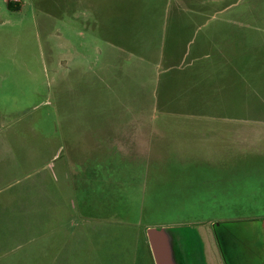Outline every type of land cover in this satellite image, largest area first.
Wrapping results in <instances>:
<instances>
[{"label": "rangeland", "instance_id": "obj_1", "mask_svg": "<svg viewBox=\"0 0 264 264\" xmlns=\"http://www.w3.org/2000/svg\"><path fill=\"white\" fill-rule=\"evenodd\" d=\"M119 117L152 144L75 186ZM217 234L264 253V0H0V264H221Z\"/></svg>", "mask_w": 264, "mask_h": 264}, {"label": "crops", "instance_id": "obj_2", "mask_svg": "<svg viewBox=\"0 0 264 264\" xmlns=\"http://www.w3.org/2000/svg\"><path fill=\"white\" fill-rule=\"evenodd\" d=\"M118 116L124 117L126 114L135 115L134 110H126L125 108L119 109ZM117 119L116 124H103L98 126H89L84 129L86 132V149L90 150L87 159H79L76 161L75 158L70 159V177L73 178L74 185L76 186L77 175H86V180L98 179L102 180L106 178V173L108 170L114 174V167L109 168L104 167L107 164L114 163L112 160L117 161L125 160V158H140L142 147H150L152 144V133L154 127L152 125L143 126L141 123L136 122L135 119L130 123H126L124 118ZM155 128H159L155 126ZM196 128V126H194ZM233 131V128H231ZM233 134V132H232ZM226 138V139H225ZM221 139V144L230 145L231 141L225 137ZM137 150L135 154L134 151ZM148 155V154H147ZM146 155H143V157ZM95 165V167H94ZM220 249V248H219ZM149 256V253H148ZM150 258V256H149ZM154 259V256H153ZM220 261L221 264H226L225 257L220 251ZM255 264H264V253H261L260 257L255 259ZM155 262V259H154ZM150 263V259L148 264ZM156 264V263H155Z\"/></svg>", "mask_w": 264, "mask_h": 264}, {"label": "flooded vegetation", "instance_id": "obj_3", "mask_svg": "<svg viewBox=\"0 0 264 264\" xmlns=\"http://www.w3.org/2000/svg\"><path fill=\"white\" fill-rule=\"evenodd\" d=\"M222 241L227 245L226 251L223 250L226 264H255V262L253 263L252 261L247 260L245 257H242V259L236 257L238 242L235 239L233 240V252L229 249V242H225L227 241V235H221V242Z\"/></svg>", "mask_w": 264, "mask_h": 264}, {"label": "water", "instance_id": "obj_4", "mask_svg": "<svg viewBox=\"0 0 264 264\" xmlns=\"http://www.w3.org/2000/svg\"><path fill=\"white\" fill-rule=\"evenodd\" d=\"M150 245H151V249L153 252L154 259H155V263L156 264H168L167 255L165 251L162 249V247L160 246V244L158 242L150 240Z\"/></svg>", "mask_w": 264, "mask_h": 264}, {"label": "trees", "instance_id": "obj_5", "mask_svg": "<svg viewBox=\"0 0 264 264\" xmlns=\"http://www.w3.org/2000/svg\"><path fill=\"white\" fill-rule=\"evenodd\" d=\"M12 6V3L10 2L9 3V7H11ZM217 240H218V245H219V248H220V251L223 253V249H222V246H221V236L220 235H218L217 234ZM224 254V253H223ZM224 257H225V255H224Z\"/></svg>", "mask_w": 264, "mask_h": 264}]
</instances>
